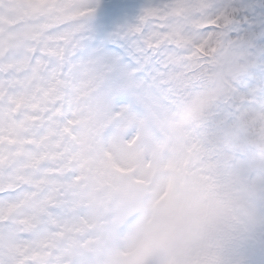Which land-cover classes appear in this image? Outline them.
<instances>
[{"label": "snow or ice", "instance_id": "obj_1", "mask_svg": "<svg viewBox=\"0 0 264 264\" xmlns=\"http://www.w3.org/2000/svg\"><path fill=\"white\" fill-rule=\"evenodd\" d=\"M255 11L148 0L110 32L106 0H0V264H110L113 192L161 109L210 86L242 47L220 114L233 102L264 109V6Z\"/></svg>", "mask_w": 264, "mask_h": 264}, {"label": "rangeland", "instance_id": "obj_2", "mask_svg": "<svg viewBox=\"0 0 264 264\" xmlns=\"http://www.w3.org/2000/svg\"><path fill=\"white\" fill-rule=\"evenodd\" d=\"M106 3L116 20L115 16L123 9L119 5L131 8L137 0H106ZM109 31L114 32V28ZM232 130L238 139L245 135L236 125ZM183 140L181 130L170 123L161 110L137 149L139 163L122 169L113 192L115 214L106 248L110 264H190L194 243L200 237L202 213L197 201L205 192L199 191L197 185H202L206 179L193 184L187 178L189 155ZM235 165L244 171L240 184L243 199L234 202L241 216L244 237L237 247L243 252L244 264H264L263 180H258L247 160L236 161ZM143 204L145 208L141 212ZM242 205L248 207L252 225L246 222ZM133 217L136 219L131 221ZM170 222L172 227L162 241L146 243Z\"/></svg>", "mask_w": 264, "mask_h": 264}, {"label": "trees", "instance_id": "obj_3", "mask_svg": "<svg viewBox=\"0 0 264 264\" xmlns=\"http://www.w3.org/2000/svg\"><path fill=\"white\" fill-rule=\"evenodd\" d=\"M151 71V70H149ZM199 88L192 89L190 92L184 93L175 104L171 108L166 109L169 112H174L175 117L178 116V112H185L191 100L194 97L203 98L204 100L208 101L205 103L201 108H199L193 115H195L199 120L202 121L204 124L202 130L198 126L196 130L193 132L194 137L200 134L202 135V143L207 145L202 151L203 158L205 162H209L211 159L213 160L210 162L212 170H221L222 172H218L219 175L216 178H211L210 182V189L212 195H210L208 199L209 210H213V207L219 203V207H222V203L224 201V193L226 192L225 185L223 183H229L232 181V167L230 166V160L235 158V152H242L244 146L243 145H236L235 142L232 141L229 136L226 134L227 131V119H226V112L225 115H221L219 110H223V106L221 103L225 102V98L213 89L211 86L204 87L202 92L197 91ZM217 101H220L218 103ZM241 107V106H240ZM243 111L242 117H244V121L248 122L249 118H253V111L251 108L241 107ZM256 126L259 129L262 138V145H259L263 149L264 152V119L263 120H256ZM200 130V131H199ZM210 158V159H209ZM207 174V173H206ZM212 202H217L211 204ZM216 211V209H215ZM225 223H229L227 220H223ZM228 226H232L231 224H225ZM226 228H222V234H224ZM227 242H232L231 238L227 239Z\"/></svg>", "mask_w": 264, "mask_h": 264}, {"label": "clouds", "instance_id": "obj_4", "mask_svg": "<svg viewBox=\"0 0 264 264\" xmlns=\"http://www.w3.org/2000/svg\"><path fill=\"white\" fill-rule=\"evenodd\" d=\"M207 102L208 101L204 100L203 98L194 97L191 100L188 109L186 110V114H194L199 108H201ZM171 227H172L171 222L166 224L163 228H161V230L158 233L151 235L146 241V243L147 242L159 243L164 239L165 236H167Z\"/></svg>", "mask_w": 264, "mask_h": 264}]
</instances>
